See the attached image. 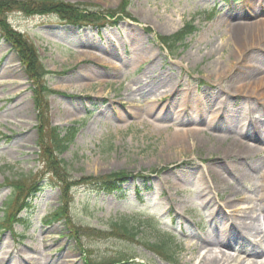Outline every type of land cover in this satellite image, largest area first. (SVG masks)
Listing matches in <instances>:
<instances>
[{
  "label": "rangeland",
  "instance_id": "obj_1",
  "mask_svg": "<svg viewBox=\"0 0 264 264\" xmlns=\"http://www.w3.org/2000/svg\"><path fill=\"white\" fill-rule=\"evenodd\" d=\"M63 1L95 12L122 2ZM129 13L133 18L105 25H74L58 14H9L52 72L46 79L56 91L48 98L50 123L64 132L79 129L60 156L70 174L142 175L113 193L91 185L73 188V224L105 234L116 223L140 228L134 240L86 230L90 234L80 235L84 247L98 261L123 253L135 260L120 264H174L148 247L171 235L175 264H199L208 251L226 252L230 264L262 263L264 254L252 262L238 248L202 241L227 229L225 217L236 206L254 207L253 216L264 212V0H133ZM189 21L198 31L171 54L158 35H174ZM153 62L154 74L174 84L159 100L154 93L140 95L138 81L151 76ZM33 97L18 54L0 38V184L25 177L43 188L21 213L24 223L1 230L0 264H87L68 225L52 221L61 189L39 159ZM193 128L203 130L192 132L187 145L174 143L178 131ZM11 193L0 187V223ZM218 206L223 212L217 213Z\"/></svg>",
  "mask_w": 264,
  "mask_h": 264
},
{
  "label": "trees",
  "instance_id": "obj_2",
  "mask_svg": "<svg viewBox=\"0 0 264 264\" xmlns=\"http://www.w3.org/2000/svg\"><path fill=\"white\" fill-rule=\"evenodd\" d=\"M133 0H122L119 7L115 10H107L106 12H95L89 9H83L76 3L66 2L63 0H0V36L5 38L18 53L19 58L26 68V71L34 85V102L38 110V134H39V156L44 164L45 171L51 173L59 182L62 191L61 203L53 215L55 221H65L71 231L73 237L76 238L85 254V260L88 264H120L130 262L135 257H128L127 254H119L116 257L103 259L101 261L93 259L89 256L88 251L81 240V233H87L90 230L93 235L105 237L119 236L123 239H137L140 234V228L130 226L129 223H116L113 233L105 234L104 231H94L90 227L84 228L73 224L70 218V208L72 205V190L79 185H91L96 189L108 192L120 190L122 185L129 181L133 176L139 177L128 171H117L108 175H83L75 178L70 174L68 164L60 156L64 154L74 141L78 128H69L65 134L60 127L50 123L48 96L55 92L52 90L46 78L51 73L45 67L39 54L36 44L29 39L24 33L15 29L10 21L9 14L15 11L22 12L24 15H48L58 14L63 20L71 24L95 23L100 20H108L109 18L131 17L129 6ZM212 18V16L210 17ZM151 31V28H148ZM198 30L194 21L188 22L184 27L174 35L165 36L158 35V39L168 48L171 54H174L183 46H185L188 36L194 34ZM39 181H31L30 178L9 179L5 180L4 185L12 188V197L6 208V218L12 226L18 221V214L23 209L31 205V199L41 190ZM15 200V201H14ZM16 209L14 211V208ZM148 225L156 230V223L148 221ZM173 238L169 235H161L156 241L149 243L148 247L165 260L176 263L178 252L173 248Z\"/></svg>",
  "mask_w": 264,
  "mask_h": 264
},
{
  "label": "bare ground",
  "instance_id": "obj_3",
  "mask_svg": "<svg viewBox=\"0 0 264 264\" xmlns=\"http://www.w3.org/2000/svg\"><path fill=\"white\" fill-rule=\"evenodd\" d=\"M87 54L98 56L100 55V51H85ZM104 56V55H103ZM103 60V59H102ZM105 62H107L104 59ZM118 64L113 65V68H118ZM149 69L151 71V76L144 75L138 82L141 84L140 86V95L141 94H155L157 96V100L164 98L163 93L168 92V88L173 84V80L169 77L166 82L161 79L162 75L154 74V62L149 65ZM9 70V69H8ZM165 75V74H163ZM165 79V78H163ZM174 85V84H173ZM179 83L175 85V91L178 89ZM174 91V89H173ZM174 91V92H175ZM171 89L169 90V93ZM99 94H104V89L102 88ZM189 97H186L184 101L186 102ZM201 113V111H199ZM183 116H179L177 118H181ZM185 117V115H184ZM196 129V130H194ZM199 130V131H198ZM201 128H193L187 129L186 132L178 131L177 137L174 140V143H182L187 145V139L190 138V134L192 132L200 133ZM253 209L254 207H246V206H236L231 213L226 216V222L228 223L227 229L224 230H216L210 234H208L203 239V245H219L227 248H238L240 253L250 260L254 262V258L258 257L261 254H264V227L262 228L260 219L262 218L264 221V212L262 217L253 216L250 214L249 209ZM217 213L223 212V208L221 206L217 207ZM251 220L250 223L248 221ZM264 225V222H263ZM196 245V244H195ZM207 254L202 258L199 264H230L232 256H228L226 252L220 255H210ZM225 259V261H224ZM246 260V261H247ZM232 262V261H231ZM250 264V263H243ZM264 264V262L260 263Z\"/></svg>",
  "mask_w": 264,
  "mask_h": 264
}]
</instances>
